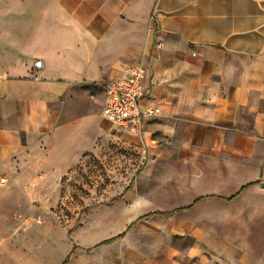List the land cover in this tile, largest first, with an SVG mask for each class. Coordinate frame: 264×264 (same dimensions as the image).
I'll list each match as a JSON object with an SVG mask.
<instances>
[{"label": "crops", "instance_id": "obj_1", "mask_svg": "<svg viewBox=\"0 0 264 264\" xmlns=\"http://www.w3.org/2000/svg\"><path fill=\"white\" fill-rule=\"evenodd\" d=\"M131 65L160 109L136 135L146 167L74 230L54 204L120 133L105 86ZM262 185L264 0H0V264H88L127 231L147 247L149 226L202 240L208 222L231 247L234 205L264 215Z\"/></svg>", "mask_w": 264, "mask_h": 264}, {"label": "rangeland", "instance_id": "obj_2", "mask_svg": "<svg viewBox=\"0 0 264 264\" xmlns=\"http://www.w3.org/2000/svg\"><path fill=\"white\" fill-rule=\"evenodd\" d=\"M115 134L107 146L88 154L63 180L60 199L53 208L59 220L74 230L81 227L85 214L113 210L115 198L146 167L143 141L136 135ZM248 201L255 204L257 197L251 195ZM236 203L231 247L210 241L208 222L202 240L175 233L170 226L156 234L149 226L144 238L147 247H131L127 231L99 251H86L88 264H264V215H253L250 210L245 216H237L241 207ZM144 242L133 244L144 246Z\"/></svg>", "mask_w": 264, "mask_h": 264}, {"label": "built area", "instance_id": "obj_3", "mask_svg": "<svg viewBox=\"0 0 264 264\" xmlns=\"http://www.w3.org/2000/svg\"><path fill=\"white\" fill-rule=\"evenodd\" d=\"M155 28H153V32ZM43 61L34 62V77L39 79ZM147 73L141 65L123 68L119 75L106 84L105 119L120 133L138 135L144 123L160 116V109L146 86Z\"/></svg>", "mask_w": 264, "mask_h": 264}, {"label": "trees", "instance_id": "obj_4", "mask_svg": "<svg viewBox=\"0 0 264 264\" xmlns=\"http://www.w3.org/2000/svg\"><path fill=\"white\" fill-rule=\"evenodd\" d=\"M248 186H244L236 195H234L233 197L229 198V201H233L239 194H241ZM124 234L120 235L118 238H121L123 237ZM115 239H111V240H108V241H105L103 244L106 245V244H110L112 242H114ZM66 264V263H65Z\"/></svg>", "mask_w": 264, "mask_h": 264}, {"label": "water", "instance_id": "obj_5", "mask_svg": "<svg viewBox=\"0 0 264 264\" xmlns=\"http://www.w3.org/2000/svg\"><path fill=\"white\" fill-rule=\"evenodd\" d=\"M262 187L264 188V185H262Z\"/></svg>", "mask_w": 264, "mask_h": 264}]
</instances>
